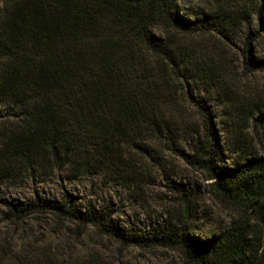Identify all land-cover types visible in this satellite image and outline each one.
I'll list each match as a JSON object with an SVG mask.
<instances>
[{
  "label": "trees",
  "instance_id": "1",
  "mask_svg": "<svg viewBox=\"0 0 264 264\" xmlns=\"http://www.w3.org/2000/svg\"><path fill=\"white\" fill-rule=\"evenodd\" d=\"M178 1L9 0L0 29V39L9 42L1 90L20 109L22 125L0 143V179L39 163L71 165L82 173L124 172L120 145L163 138L189 163L205 168L217 192L244 204L257 229L237 220L224 231L196 235L193 193L174 182L182 213L145 230L122 229L111 220V209L81 207L71 194L60 200L37 195L24 202L0 196L3 220L53 212L94 226L123 245L178 249L184 264L264 262V157L249 152L237 135L238 160L225 163L211 113L191 92L201 87L213 92L219 81L196 38L213 25L224 37L243 17L222 12L213 23L192 20L179 13ZM259 31L249 33L243 49L249 72L264 70V59L252 55ZM182 94L197 108L203 130L188 127ZM248 114L264 130V103ZM181 130L192 133V155L175 148ZM0 264L55 263L45 253L17 255L3 239Z\"/></svg>",
  "mask_w": 264,
  "mask_h": 264
},
{
  "label": "rangeland",
  "instance_id": "2",
  "mask_svg": "<svg viewBox=\"0 0 264 264\" xmlns=\"http://www.w3.org/2000/svg\"><path fill=\"white\" fill-rule=\"evenodd\" d=\"M9 0H0V29ZM179 13L192 20L213 23L222 12L241 13L243 19L220 36L217 25L199 36L201 53L214 71L218 86L213 92L204 88L192 94L204 99L214 127L224 148L225 163L238 160L240 135L251 153L264 157V130L249 120L248 111L264 103V70L249 72L244 67L243 49L250 32L259 29L252 43L253 59H264V0H179ZM202 39V40H201ZM9 65V42L0 39V143L22 125L18 107L2 96V82ZM220 87V88H219ZM188 89H184V93ZM188 127L203 130L197 108L189 105L182 94ZM192 133H177L175 148L192 155ZM124 172L90 169L82 173L71 165L36 164L20 167L0 179V196L24 202L35 196L60 200L71 194L81 207L112 210L111 220L125 230H145L180 216L184 205L171 186L182 184L193 193L196 217L192 222L196 235L204 237L224 231L237 220L253 230L258 222L244 204L222 196L211 185L208 171L191 164L180 152L172 150L162 139L120 145ZM173 148V147H172ZM0 207V241L9 240L17 255L26 252L44 254L55 264H184L183 254L163 246L123 245L102 234L91 225L78 223L53 212L33 213L22 219H2ZM264 264V262L262 263Z\"/></svg>",
  "mask_w": 264,
  "mask_h": 264
}]
</instances>
